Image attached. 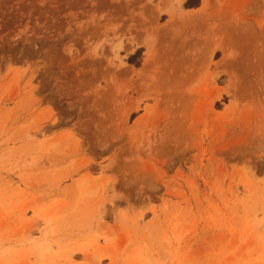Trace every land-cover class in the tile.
Wrapping results in <instances>:
<instances>
[{"label": "rangeland", "instance_id": "rangeland-1", "mask_svg": "<svg viewBox=\"0 0 264 264\" xmlns=\"http://www.w3.org/2000/svg\"><path fill=\"white\" fill-rule=\"evenodd\" d=\"M191 1L0 0V264H264V0Z\"/></svg>", "mask_w": 264, "mask_h": 264}, {"label": "bare ground", "instance_id": "bare-ground-1", "mask_svg": "<svg viewBox=\"0 0 264 264\" xmlns=\"http://www.w3.org/2000/svg\"><path fill=\"white\" fill-rule=\"evenodd\" d=\"M175 1H176V3L179 4V3L182 2L183 0H175ZM207 2H208V0H204V5H203V7H202V10L205 9V7L207 6ZM165 6H166V5H165ZM198 15H199V14H198ZM194 18H196V17L194 16ZM147 64H149V61H148V60H147V62H146V65H147ZM146 65H145V66H146Z\"/></svg>", "mask_w": 264, "mask_h": 264}, {"label": "crops", "instance_id": "crops-1", "mask_svg": "<svg viewBox=\"0 0 264 264\" xmlns=\"http://www.w3.org/2000/svg\"><path fill=\"white\" fill-rule=\"evenodd\" d=\"M187 0H183V4L186 2ZM189 5H190V7H195L196 6V3H192V1L191 0H189ZM190 10H193V9H190Z\"/></svg>", "mask_w": 264, "mask_h": 264}]
</instances>
